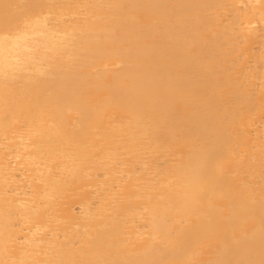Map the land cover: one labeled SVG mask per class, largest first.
<instances>
[{"label": "bare ground", "instance_id": "1", "mask_svg": "<svg viewBox=\"0 0 264 264\" xmlns=\"http://www.w3.org/2000/svg\"><path fill=\"white\" fill-rule=\"evenodd\" d=\"M0 264H264V0H0Z\"/></svg>", "mask_w": 264, "mask_h": 264}]
</instances>
